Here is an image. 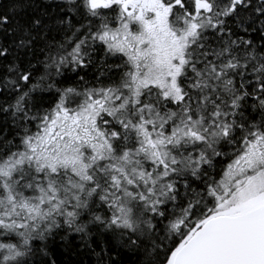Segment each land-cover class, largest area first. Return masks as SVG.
Wrapping results in <instances>:
<instances>
[{
    "label": "snow or ice",
    "instance_id": "obj_1",
    "mask_svg": "<svg viewBox=\"0 0 264 264\" xmlns=\"http://www.w3.org/2000/svg\"><path fill=\"white\" fill-rule=\"evenodd\" d=\"M0 264H264V0H0Z\"/></svg>",
    "mask_w": 264,
    "mask_h": 264
}]
</instances>
